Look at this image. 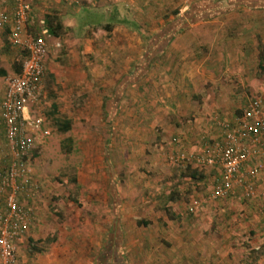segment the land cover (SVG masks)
I'll use <instances>...</instances> for the list:
<instances>
[{"label": "rangeland", "instance_id": "rangeland-1", "mask_svg": "<svg viewBox=\"0 0 264 264\" xmlns=\"http://www.w3.org/2000/svg\"><path fill=\"white\" fill-rule=\"evenodd\" d=\"M206 1L228 0H93L89 4L94 7L78 1L92 13L87 29L81 27L84 9L67 13L72 32L66 33L91 40L86 55L90 74L79 94L70 96V105L61 103L60 116L45 117L50 136L32 161V180L41 188L38 200L30 195L37 223L24 235L33 241H23L28 262L38 257L43 264H264L260 204L244 200L237 210L227 208L223 200L208 201L192 215L189 199H207L216 177L210 172L205 181L196 177L190 182L185 179L190 162L170 160L171 137L184 131L188 120L213 112L220 100L234 101L238 110L250 95L261 93L264 10L240 6L212 20H186L164 53L142 70L144 58L166 38L162 33L167 26ZM115 5L119 17L128 21L114 23L107 32L103 25ZM198 6L197 12L205 8ZM33 8L38 33L44 16ZM97 14L103 15V25L93 19ZM44 82L41 104L50 101L44 97L52 86L47 73ZM58 97L62 95L54 93V99ZM61 121L71 122L68 132L58 130ZM2 135L0 125L4 143ZM4 145L0 164L5 168L10 158ZM178 149L175 153L187 152ZM224 208L230 215L249 216L245 222L235 217L232 222L217 214ZM233 229L240 233L226 235ZM199 231L210 242L204 248L198 242ZM49 238L55 241L44 244ZM186 239L194 245H184ZM215 240L222 250L214 249ZM17 264L27 263L17 256Z\"/></svg>", "mask_w": 264, "mask_h": 264}, {"label": "built area", "instance_id": "built-area-1", "mask_svg": "<svg viewBox=\"0 0 264 264\" xmlns=\"http://www.w3.org/2000/svg\"><path fill=\"white\" fill-rule=\"evenodd\" d=\"M5 0H0L4 2ZM10 13H0V28L7 30L9 43L24 54L20 72L5 79L2 122L10 163L6 175L0 178V264H17L16 243L30 230L35 221L31 209L20 197L28 198L35 190L32 178V158L35 149L50 136L41 114V99L48 55L47 30L43 27L35 36L27 33L31 20L30 0H9ZM59 47V44L56 45ZM222 138L205 154L170 155L175 163L194 161L207 167H218L221 177L213 184L207 199H195L188 208L195 214L206 202L226 199L233 187L241 190L245 201L264 199V191L255 186V179L264 174V93L251 100L234 123H221ZM257 158L253 167L248 164ZM34 190V191H33ZM262 211L264 212V206Z\"/></svg>", "mask_w": 264, "mask_h": 264}, {"label": "crops", "instance_id": "crops-1", "mask_svg": "<svg viewBox=\"0 0 264 264\" xmlns=\"http://www.w3.org/2000/svg\"><path fill=\"white\" fill-rule=\"evenodd\" d=\"M78 1H84L87 4H89L93 0H30L31 20L27 24V33H29L33 36H35L36 34L39 33V32L37 33V31H38L37 28H35V29H37V31L36 30L30 31V27L31 26L33 27V21L35 18V16L32 15V9H34L33 7H35L36 10L38 9V11L41 12L42 17L46 14H55L56 16H60L62 19V22L66 28V30L63 32V34L60 37L54 38V37H51L50 35L48 37V46L49 47H48V55H47L46 60H45V70H46V73L48 76V80H49L50 84L52 85L51 88H49L50 84H48V88L51 89L52 92H50L49 89L47 91H45L44 97L49 98L50 101L49 102L48 101L43 102V104H41V114L43 115L44 118L47 117V114L50 116H53V115H55V116L59 115L60 116V111H61L60 105H61V103L64 102L65 103L64 106L70 105V100H71L70 96L72 94H79V91H81L83 89V88H81V85L84 84L86 74L87 73L90 74V71H89L90 68H89V65H87L88 63L86 62V58H87L86 55H88V52L91 49V46H90L91 40H89L88 37H86V36L84 38H80V37H76V36L71 35V33H70V32H72L71 25H68L69 24L68 23L69 18L67 17V13L73 14L76 9H78V8L83 9L86 6H88V5L83 4V3L78 5L79 4ZM1 3L2 4L0 5V13H10L12 10V8H11L12 5H11L10 1L5 0L4 2H1ZM33 4H34V6L32 7ZM105 5H107V4H105ZM90 6L94 7V5H90ZM39 22H40V25H42V26H40V29H39V31H40L41 28H43L44 26H43V20L42 19H40ZM67 30L70 32L66 33ZM57 44H59V47L56 46ZM60 50H62L64 52L63 55L62 54L58 55ZM164 51L161 54H163ZM167 56H169V54H167ZM22 59H23L22 50L19 47L12 46L8 41L7 30L4 28H0V125L3 129L2 139L4 142V143L0 142V156H1V150H2L1 145L5 146L4 144L6 143L5 135H4V125L2 122V103L4 100L5 79L8 76H11V75H14V74H17L20 72V65H21ZM54 84L55 85L56 84L61 85L62 89L58 90V87L54 86ZM254 85H255V83H254ZM85 86L87 87V84ZM251 90H252V93H254L255 89H251ZM57 91H58V93H56ZM54 93L59 94V96L62 95V98L58 97L57 99H54ZM263 93H264V87H261V93L260 94L258 93L256 95L254 93L253 95H250L249 97L251 99L248 97L247 101L240 104L238 111H236L237 109H234V107H233L234 101L232 103L231 102L225 103V102H222L220 100L219 104H214L215 109L213 112L205 113L204 117H201V118H194V120H192V119L188 120L187 121L188 126L186 127V129L184 131L182 130L181 133L178 134V136L171 137L172 139H171L170 143H172V144H170V145H172V147H173V152L175 153L177 150H180L178 148H182V150L185 152L187 150L186 153H190V155L205 154L207 152L208 148L213 143L221 140L222 130L220 128V124L226 123V122L234 123L235 119L240 115V114L239 115L237 114L239 112V110H243L244 107L246 106V104H248L254 98H257L258 96L262 95ZM75 97H77V96H75ZM53 107H56V111L54 110V112L52 110ZM188 117H190V115ZM45 120H46V118H45ZM45 123L47 124V122H45ZM37 153H38V151H37ZM174 153H172V154H174ZM256 161H257V158L256 157L253 158L250 161V163L248 164V166L250 168H252ZM0 162L2 163L3 161L0 159ZM189 162H190V164L186 165L187 174L185 175V179H187V180L189 179L190 182H191V180L195 179L196 177H199L200 180L205 181L206 178H209L208 173H210V172L213 173L212 174V176H214L213 179L216 177V181H217V179H219L221 177V171L218 167H213L212 169H210L207 166L197 165L193 161H189ZM1 166H2V164H0V170L4 167V166H2V167ZM190 170H191V173L189 172ZM197 171L200 173L196 174ZM202 172H203V174H202ZM213 181H210V182H213ZM216 181H214V182H216ZM255 186L259 190H264V174H260L255 179ZM36 197H37V195H35V199L32 198V200L33 199L38 200V199H36ZM196 198L197 197H191L189 199L188 203L191 204V202ZM260 199L259 198L253 199L251 201H248L247 203H251V204H254L256 206L258 204L264 206V199L263 198H262V200H260ZM20 200L25 207L26 206L32 207V208L34 207L33 205L31 206L28 203L29 202L28 199L20 197ZM218 201H222V200H218ZM213 202H215V201H213ZM223 202L226 204H229V207H227L229 209H233V208H236L237 210L240 209L239 205L242 202H244V200L241 198V190L239 188L233 187L232 193L226 199H224ZM235 202H237L238 204ZM1 204L2 203H0V209L3 210L4 208ZM31 204H32V201H31ZM235 204H237V206H234ZM204 207H202L199 211L203 210ZM227 208H224L225 210L223 212L221 211V213L218 211L217 214L218 215L223 214V216L229 217V219L232 222L235 221L234 217H235V219L238 218L237 221H239V222H241V221L245 222V218H247L249 216V215L248 216H246V215H240L239 216V215H236L237 213L236 214L233 213V214H231L233 216H231L230 212H229V214L227 213L228 212L227 210H229ZM213 214L216 215V213H213ZM192 215H195V214H192ZM251 217H255V215H253ZM38 219H39V217H38ZM240 227L242 228L241 225L237 226L236 228L239 230ZM34 228H35V225L33 228H30L29 231H31V229L33 231ZM238 230L233 229V231H228V233L226 235H231V234L236 235L239 232ZM199 232L200 233L198 234V236H201L202 232L201 231H199ZM218 235L221 236L220 233H218ZM204 236H205V233H202V238L198 239L199 240L198 242H199V244H201V247H202V245L210 244V242H207V239H204ZM215 237H216V234H215ZM26 238H27V243H29L28 236L27 237L23 236L16 243V251H17L18 258H20L21 262L27 263V264H43L41 262V258L38 259V257L35 258V259H37L36 261L32 260L31 262H28L27 258L29 255L27 253L26 246L23 243V241L26 240ZM187 241H190V240L186 239L184 242V245ZM219 241L221 242V240H219ZM212 242L214 244L217 241L215 240ZM188 243L189 242H187V244ZM189 244H193V243L190 242ZM220 244L221 243H216L215 245H217V247L215 246L214 249H217V251H219L222 247V246H220ZM202 248H204V247H202ZM37 255H38V253H37ZM214 259H215V257L213 256L212 260H214ZM198 264H200V263H198ZM201 264H203V263H201Z\"/></svg>", "mask_w": 264, "mask_h": 264}, {"label": "trees", "instance_id": "trees-1", "mask_svg": "<svg viewBox=\"0 0 264 264\" xmlns=\"http://www.w3.org/2000/svg\"><path fill=\"white\" fill-rule=\"evenodd\" d=\"M197 6L198 5H194L193 9L189 10L185 14V19L183 17H181L179 20H175L174 22L170 23L167 26V30L162 33L164 35H167L166 38H164V40H161L159 42V40L157 38H156L157 41H152L151 38L150 39L146 38L149 43H152V44H156L157 42H159V43H157V46H156L157 50H155V52H153L152 55L144 58V60L146 62H145V65L142 67V70H148L150 68L151 61H149V60L154 58L157 54H161L165 50L166 46L169 44V41L171 40L173 35L185 28L186 20H187L188 24L189 23L193 24V23L201 21V20H212L214 17H216L220 14L230 12L233 9L240 7V6L247 7L250 10H264V0H228V1L221 2V3H212L211 1H206L203 5L198 6L201 8L205 7V8H202L201 10H199L198 12L195 10ZM83 9L84 10L82 12L84 14V18L82 19L81 27H82V29L83 28L87 29V27L89 25H92V23H93L91 21V14L92 13H90V11H87L88 9H85V8H83ZM119 12H120V10L118 9V5L113 6L111 8L110 14L107 16V19H106L107 22H104V25L102 22V18H103L102 14L95 15V17H93V19H95L97 17V23L96 24L97 25L98 24L103 25V29L105 31L109 32L112 29V26L114 23H126L128 21V18L121 19V17H119ZM175 14H178V13L175 12ZM79 21H81L80 18H79ZM43 26L47 30L48 34L54 38L60 37L63 34V32L66 30V28L62 22L61 17L56 16L55 14L44 15ZM78 27H80V26H78ZM34 30L37 31V29H35L31 26L30 31H34ZM145 55H147V54H145ZM23 57H24V54H23ZM20 68H21V65H20ZM52 110H53V112H54V110L56 111V107H53ZM236 111H238V110H236ZM241 112H242V110H239V112L237 114L239 115V114H241ZM57 127H58V130L66 133L70 130L71 123H70V121H63V122L61 121V122H59ZM37 150L38 149H35V151L33 152L32 161L35 160V157L37 156ZM174 154H176V153H174ZM186 154L190 155L188 153H186ZM9 163H10V159H9ZM9 163H7L5 168L3 167V169H1L3 171L0 174V178H1V176L6 175L8 168H9ZM32 166H33V162H32L31 167ZM31 182H32L33 186L36 185L38 187V189L35 190V192L32 194V197H35V195L38 194V190H40L41 187L37 182H35L33 180H31ZM25 199H28V201H29L28 203L32 206V204H31L32 198L28 197ZM168 202H170V199L168 200ZM0 203L3 204V201L1 200ZM26 207L33 211V213L35 215V219H36V214H37L36 207L35 206L33 208L28 207V206H26ZM36 222H37V220L34 221V224L31 228L34 227ZM137 224H141V225L145 226L146 221L138 220ZM54 241H55V238L45 239L44 244H51ZM32 242H33L32 239L29 238V243H32ZM33 250L35 252H38V253L44 252V248H42V247H34Z\"/></svg>", "mask_w": 264, "mask_h": 264}]
</instances>
